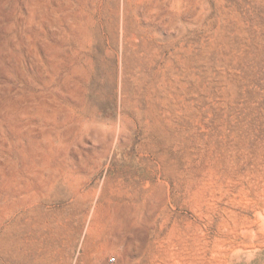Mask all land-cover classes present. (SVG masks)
<instances>
[{"label":"rangeland","instance_id":"obj_1","mask_svg":"<svg viewBox=\"0 0 264 264\" xmlns=\"http://www.w3.org/2000/svg\"><path fill=\"white\" fill-rule=\"evenodd\" d=\"M0 264H264V0H0Z\"/></svg>","mask_w":264,"mask_h":264}]
</instances>
